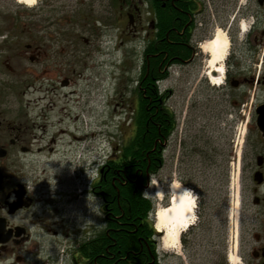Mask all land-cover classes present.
Returning a JSON list of instances; mask_svg holds the SVG:
<instances>
[{
  "label": "flooded vegetation",
  "instance_id": "flooded-vegetation-1",
  "mask_svg": "<svg viewBox=\"0 0 264 264\" xmlns=\"http://www.w3.org/2000/svg\"><path fill=\"white\" fill-rule=\"evenodd\" d=\"M118 1L126 33L145 27L149 43L160 26L171 27L169 44L185 53L175 51L165 72L197 73L206 55L202 44L215 27L226 32L229 50L222 84L209 88L200 81L198 90L207 87L201 93L207 115L221 118L233 135L228 165L235 170L237 211L228 220V241L243 264H264V0ZM113 4L114 0H38L36 6H27L0 0V264H56L60 249H67L70 264H96L92 239L103 225L85 221L79 226L67 221L66 214H102L98 182L112 153L98 164L96 137L37 124L23 95L33 84L36 66L41 71L59 67L69 74L81 68L76 58L85 52L74 50L75 44L81 33L93 37L98 22H113ZM244 18L254 22L245 23L242 31L239 21ZM40 41L68 43L72 50L41 54ZM60 84L69 86L70 77Z\"/></svg>",
  "mask_w": 264,
  "mask_h": 264
},
{
  "label": "rangeland",
  "instance_id": "rangeland-1",
  "mask_svg": "<svg viewBox=\"0 0 264 264\" xmlns=\"http://www.w3.org/2000/svg\"><path fill=\"white\" fill-rule=\"evenodd\" d=\"M102 10V4L98 3V12L101 13ZM112 13L113 22L108 25L98 22L93 37L81 33L74 49L85 52V54L79 52L80 58H76L83 64L80 69L76 67L75 71L69 74L60 72L59 67L57 69L47 67L41 71L36 66L33 84L25 88L23 95L24 103L29 101L27 108L38 121L37 124H49V130L86 132L78 135L80 137L91 139L96 137L98 164L102 158L123 145L133 133L130 118L136 103L135 89L142 65L143 49L150 39L146 37L145 27H137L136 32L126 33L127 21L123 17L119 18L118 7L115 4ZM215 28L212 27L211 31ZM40 34L42 33H39V37ZM38 44L41 46V54L51 50L57 52L72 50L68 43L62 45L60 41H40ZM40 58L42 59V55ZM206 59L205 55L197 73L190 74V70L183 72L167 70L166 77L158 83L159 89L167 92V104L178 114L179 126L166 143L164 167L157 177L152 178L153 182L158 183L153 186H149L148 183L146 190L155 192L151 199L156 209L168 204L170 194L164 193H169L168 187L171 182L175 181L188 188L176 178L179 163L180 166H185V169L189 164L180 162L182 142L190 144L196 140L198 148L214 154L216 158L213 163H208V167L213 172L224 171L225 176L217 178L215 174L213 178L211 175L205 186L197 182L198 188L202 191L201 207H198L195 191L190 188L196 197L195 224L181 235L178 250L161 248V235L157 238L161 264H231L228 255L234 254V247L228 241L230 238L228 220L233 219L236 214L235 170L230 169L228 165V156L232 154L230 145L233 135L229 125H224L221 118L207 115L206 107L201 100V93L207 87L203 86L199 92L200 81H203L204 85L208 83L209 88H217L205 77ZM38 66L40 67V64ZM64 77L71 79V84L67 87H61L60 84ZM204 139L209 141V146L204 147ZM48 162L51 165L52 159H48ZM195 165L200 164L196 162ZM158 186L161 189L160 195L156 191ZM97 211L100 213V210ZM66 216L67 221L75 220L79 226H83L85 221H92L94 224L96 222L98 228L103 225V215L94 214V211L91 214ZM63 250L58 251L56 264H70L69 255L65 254L67 249Z\"/></svg>",
  "mask_w": 264,
  "mask_h": 264
},
{
  "label": "trees",
  "instance_id": "trees-1",
  "mask_svg": "<svg viewBox=\"0 0 264 264\" xmlns=\"http://www.w3.org/2000/svg\"><path fill=\"white\" fill-rule=\"evenodd\" d=\"M118 3L114 0L116 6ZM172 35L170 26H160L155 38L144 47L135 89L136 103L130 118L133 133L103 166L98 182L103 192V227L92 239L96 264H160L159 234L153 229L152 219L154 201L146 199L142 193L149 178L157 177L164 167L166 143L177 125L175 114L167 104V92L158 86L167 75L163 67L172 61L175 51L185 53V49L176 50L169 44ZM206 140H203L204 147L209 146ZM181 152L180 162L189 164L185 169L179 163L176 178L195 191L198 207H201L202 191L197 182L205 186L211 175L219 178L225 173L210 171L208 163H213L216 156L198 148L196 140L190 144L182 142ZM196 162L200 165L196 166Z\"/></svg>",
  "mask_w": 264,
  "mask_h": 264
},
{
  "label": "bare ground",
  "instance_id": "bare-ground-1",
  "mask_svg": "<svg viewBox=\"0 0 264 264\" xmlns=\"http://www.w3.org/2000/svg\"><path fill=\"white\" fill-rule=\"evenodd\" d=\"M18 2H21L27 6H33L38 0H17ZM247 28V26L245 24H241V30L245 31ZM201 50L203 53H205L207 55V73L206 76L208 77L209 82L213 85V86H217V85H221L222 84V80H223V76H224V62L225 59L228 55V50H229V40L227 37V34L224 30L220 29V28H216V30L214 31V34L212 35V37L207 40L205 43L202 44L201 46ZM215 54L217 57H219L218 62L216 63L215 67L216 68H220L221 66L223 67V73L220 77L221 82L216 84L214 83V80L217 76V72L213 70L212 67L209 66L208 61L211 59L212 55ZM214 72V75H212V73ZM172 185H177L179 187H175L171 189V193L170 196L172 194H176L178 195L179 193H181L185 187L181 186L180 184H178L177 182H171L169 184V188ZM157 189H159V191H157V194H161V189L158 186ZM195 203V202H194ZM171 206V202H169V205L166 207H170ZM161 208H164V206H159L156 208L155 213L158 212ZM195 208H196V204L195 207L191 210L190 213H185V218L187 219L190 215H194L195 216V220H196V212H195ZM235 210L237 211V207H235ZM154 226L156 224V222L158 221V217H156V215L154 214ZM195 220H191L189 219V222L185 225L179 226L174 233H169L167 228H161V229H157L155 227V229L157 230V232L161 233V237H160V245L161 248L165 249V250H173V249H179V237L180 235H182L183 233H185L191 226H193L195 224ZM230 262H232L234 259H236L234 254H229L228 255Z\"/></svg>",
  "mask_w": 264,
  "mask_h": 264
},
{
  "label": "clouds",
  "instance_id": "clouds-1",
  "mask_svg": "<svg viewBox=\"0 0 264 264\" xmlns=\"http://www.w3.org/2000/svg\"><path fill=\"white\" fill-rule=\"evenodd\" d=\"M254 22V18H244L241 21H239L240 24L248 23L249 25ZM219 57H217L215 54L212 55L211 59L208 61V64L210 67L213 68L214 71H216L218 74L214 80V83L218 84L221 82V75L223 73V67L216 68L215 65L218 62ZM110 151V148L108 149ZM103 163V161H101ZM163 182V181H161ZM149 186L156 185L157 182L152 181V177L149 178ZM179 187L177 185H172L169 189V193H164L165 195H168L171 193V189ZM156 191H159L157 189ZM142 195L148 199L153 196H155V192L151 193L147 190H145ZM171 199V206L170 207H164L161 208L158 212L155 213L156 217H158V221L155 224V227L157 229L161 228H167L169 233H174L175 230L182 225H185L189 222V219L195 220L194 215H190L187 219L185 218V213H190L191 210L195 207V195L193 194L192 190L190 188H185L181 193L178 195L172 194L170 196ZM100 202L97 201V209L99 208ZM99 211H97V215H100ZM151 214V213H150ZM231 264H243V261L237 257L234 259Z\"/></svg>",
  "mask_w": 264,
  "mask_h": 264
},
{
  "label": "water",
  "instance_id": "water-1",
  "mask_svg": "<svg viewBox=\"0 0 264 264\" xmlns=\"http://www.w3.org/2000/svg\"><path fill=\"white\" fill-rule=\"evenodd\" d=\"M170 202H171V199H170Z\"/></svg>",
  "mask_w": 264,
  "mask_h": 264
}]
</instances>
